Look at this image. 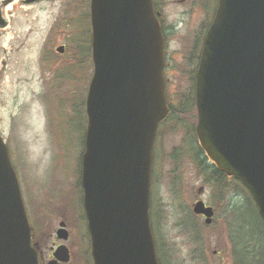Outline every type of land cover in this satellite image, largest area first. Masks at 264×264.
<instances>
[{
    "label": "water",
    "instance_id": "obj_1",
    "mask_svg": "<svg viewBox=\"0 0 264 264\" xmlns=\"http://www.w3.org/2000/svg\"><path fill=\"white\" fill-rule=\"evenodd\" d=\"M90 24L81 186L93 264H160L150 206L154 145L169 111L161 25L152 0H90ZM195 108L200 147L247 188L264 221V0H219L195 76ZM192 209L212 222L202 200ZM31 230L0 133V264H39ZM58 234L67 239L64 228ZM58 253L69 260L65 245Z\"/></svg>",
    "mask_w": 264,
    "mask_h": 264
},
{
    "label": "rangeland",
    "instance_id": "obj_2",
    "mask_svg": "<svg viewBox=\"0 0 264 264\" xmlns=\"http://www.w3.org/2000/svg\"><path fill=\"white\" fill-rule=\"evenodd\" d=\"M179 1L167 0L163 11L166 23L173 27L165 75L168 102L174 109L158 131L159 167L152 180L151 210L156 214L162 260L166 264H238V259L240 264L250 260L264 264V225L246 211L243 187L231 181L222 191L201 177V156L194 150L199 144L188 132L197 116L193 109L185 111L183 98L193 92L195 38L208 19L202 11L190 12V2ZM13 2L7 13L6 6ZM8 4L0 5L6 18L0 27V133L35 222L36 238L45 247L58 222L79 218L82 210L84 101L93 64L90 54L83 59L86 46L84 50L78 46L84 36L90 46L89 0H9ZM60 45H65V56L56 52ZM198 199L216 206L209 224L191 211ZM189 211L194 228L186 224ZM237 238L246 240L243 251ZM70 245L74 254L70 264L89 259L84 231L74 235Z\"/></svg>",
    "mask_w": 264,
    "mask_h": 264
},
{
    "label": "flooded vegetation",
    "instance_id": "obj_3",
    "mask_svg": "<svg viewBox=\"0 0 264 264\" xmlns=\"http://www.w3.org/2000/svg\"><path fill=\"white\" fill-rule=\"evenodd\" d=\"M23 2H25V0H22ZM32 3L36 2L37 0H31ZM218 1L219 0H180L179 2H184V3H188L190 2V12L193 11H202L204 13L207 14V21H204L203 26L200 27V31L198 32V34L196 35V40H195V44L197 47V51L193 49V58L196 60V62L198 63L199 58H200V54H201V49H202V45H203V40H204V36L206 34V31L212 21V18L214 16L215 10L217 8L218 5ZM9 0H2V3L0 4L1 6H5L6 4H8ZM30 3V2H28ZM167 3V0H153V6L155 9V12L158 14L159 20L161 22V26H162V31L165 37V43H166V47H165V55L167 56V47H168V43H169V37L170 34L172 32V28L168 26V24L166 23V19L164 17L163 11L165 8V5ZM5 4V5H4ZM0 6V27H3L6 24V18L4 17L3 13H2V8ZM195 44L193 46H195ZM60 56H65L64 54H59ZM63 61H65V58H62ZM63 65L65 66V62L63 63ZM61 68H63V66H60ZM166 67H167V62H166ZM200 156L201 159L199 160L200 166H201V177H204L205 182L208 184V186H211L210 184V175H209V169H210V164L211 162L209 161V159L206 157V155L204 154L203 150L200 149ZM219 171V170H218ZM221 172V171H219ZM224 176L228 177L231 181L233 180L232 177L224 174L223 172H221ZM200 199L196 200L195 202L199 201ZM206 205H210L209 203L205 202ZM213 207L214 209V214L216 213V206L215 205H210ZM81 212H80V216L79 218H71V219H66L65 220H60L58 222V227L54 228L52 233L49 234L48 238H50V243L49 245L43 247L42 244L40 243V241L36 238V228H35V222H33V220L31 219L30 215H29V219H30V223H31V227H32V243L34 245V247L37 250L38 253V262L39 264H70L71 263V258H74V254H73V249L70 245V241L72 240L74 235H77L79 232L84 231L85 237H87V249L85 251V254L88 253L89 254V259H85L86 261L81 263V264H92V259H91V251H90V235L88 232V227H87V218L85 215V211L83 208V202L81 200ZM201 218L204 219L203 215H198ZM64 227L67 231V239L65 241H63L62 239H60L59 234H58V230L60 229V227ZM80 238V237H79ZM76 242L77 241V237L75 238ZM62 244H65L70 259L67 262L62 261L61 259L58 258L59 253H58V248L60 246H62ZM80 252V246L77 250V254H79ZM76 254V255H77Z\"/></svg>",
    "mask_w": 264,
    "mask_h": 264
},
{
    "label": "trees",
    "instance_id": "obj_4",
    "mask_svg": "<svg viewBox=\"0 0 264 264\" xmlns=\"http://www.w3.org/2000/svg\"><path fill=\"white\" fill-rule=\"evenodd\" d=\"M85 37V40L84 39H82L81 40V42H80V46H78L79 48H81L82 50H84V46H86V48H87V52H86V54L87 53H89V46H88V39H87V36H84ZM77 51H79V49L77 50ZM86 54L83 56V59H84V57H86ZM193 82H194V80H193ZM194 84V83H193ZM193 90H194V87H193ZM183 104H185L186 106H187V108L185 109V111H188V112H191V109H193L194 110V112H195V100H194V91L192 92V94L191 95H186L184 98H183ZM173 106L171 105V107H170V113H169V115H168V118H170V116H172L171 114L173 113ZM195 115V114H194ZM195 124V123H194ZM194 124H192V126H191V128L188 130V132H189V134L192 136V138L194 137L196 140H197V138H196V136H195V134H194ZM193 138V140L195 141V139ZM196 142V141H195ZM194 150H195V153H196V155H201L200 154V148L198 147V146H195V148H194ZM158 157H159V154H158V151L157 150H155V158H154V172L156 171V168L157 167H159V160H158ZM198 157V156H197ZM209 175H210V185H211V187L212 188H215V189H218V188H220V190H224V188L226 187V185L227 186H230V185H232L231 184V180L228 178V177H226V176H224L221 172H219L218 171V169L211 163L210 164V169H209ZM153 180H154V178H153ZM232 182L234 183V185H240V186H242L239 182H237L236 180H232ZM243 187V186H242ZM219 190V192L221 193L222 191H220ZM243 190L245 191V195H246V204L248 205V207H246L247 209H246V211H249L250 213H254L255 214V216L258 218L257 220H258V222H260V223H262V226L264 225V222H263V220L261 219V217L259 216V213H258V210H257V208H256V206H255V204H254V202H253V200H252V197L249 195V192L247 191V189L245 188V187H243ZM152 200H153V202H154V196L152 197ZM244 213V212H243ZM243 213H240V214H243ZM151 214H152V223H153V228H154V230H155V234H156V242H157V252H158V255H159V258H160V262H161V264H166L165 262H163V260H162V253L160 252V249H161V247H160V241H159V234H158V232H157V221L155 220V215L156 214H154V212L151 210ZM187 222H186V224L188 225V227H190V228H194L195 227V223L193 222V218H192V215H191V213H190V211H189V214H188V217H187ZM236 232V231H235ZM237 233V232H236ZM247 235H249V234H247ZM246 237V236H245ZM244 237V238H245ZM244 238H237V240L239 241L238 243H236L237 245H238V247L243 251L244 249H245V246L243 245V243H244V241H246V240H244ZM250 238H251V236L249 235V241H250ZM195 239L196 240H199L200 238H199V236L197 235V234H195ZM234 237H233V242H234ZM247 239V238H246ZM248 241V240H247ZM234 244H235V242H234ZM233 244V245H234ZM163 250V249H162ZM234 250H235V257L237 258V256H236V249H235V245H234ZM248 253V252H247ZM249 255H250V252L248 253ZM236 262L238 263V264H240V262H239V260L237 259L236 260ZM249 264H253V262H252V260H250V262H248Z\"/></svg>",
    "mask_w": 264,
    "mask_h": 264
},
{
    "label": "bare ground",
    "instance_id": "obj_5",
    "mask_svg": "<svg viewBox=\"0 0 264 264\" xmlns=\"http://www.w3.org/2000/svg\"><path fill=\"white\" fill-rule=\"evenodd\" d=\"M16 2H13V4H8L5 8L6 12L9 11L15 4ZM8 13V12H7ZM9 28V27H8ZM7 28V30H8ZM5 30V28H4ZM39 148L41 149L42 148V139H39Z\"/></svg>",
    "mask_w": 264,
    "mask_h": 264
}]
</instances>
